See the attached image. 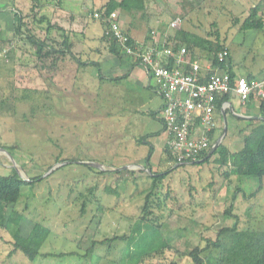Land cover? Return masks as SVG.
Returning <instances> with one entry per match:
<instances>
[{
	"label": "rangeland",
	"instance_id": "374dc122",
	"mask_svg": "<svg viewBox=\"0 0 264 264\" xmlns=\"http://www.w3.org/2000/svg\"><path fill=\"white\" fill-rule=\"evenodd\" d=\"M91 1L94 6L85 10L90 0H0V38L12 39L14 47L13 58L0 61V147L9 153L0 151V174L16 171L29 179L42 175L41 181L24 185L20 199L12 205L26 216L23 234L35 223H44L51 228V234L42 253L78 251L81 255L38 257L34 261L21 251L11 256L12 236L0 229V264H135L140 259L144 260L142 264H169L173 260L176 264H193L191 258H182L175 252L205 246L202 234L218 218L214 228L204 232L214 239L226 217L225 208L234 201V194L237 199L233 213L241 219L239 226L264 229V178L234 176L231 190L227 191L229 184H225L222 192L214 197L223 183L217 163L219 155L214 154L205 164L187 163L176 167L166 160L159 164L160 174L171 171L158 184L160 194L171 191L165 213L170 209L175 212L168 215L162 229L151 220L139 233L137 218L152 178L143 176L140 169L116 172L110 164H114L118 156L129 153L147 154L146 136L161 127V121L151 113V110L155 112L157 99L147 104V92L143 94L142 89L130 81L119 87L99 80L95 83L83 67L76 76L74 66L66 62L60 63L58 72L53 74L41 66L36 47L27 36L30 33L41 40L61 41L62 28L78 29L84 25L73 26L74 14L79 12L85 14L91 24L97 23L91 14L100 9V2L105 0ZM207 4L211 14L203 15L201 20L208 18L207 23H210L222 18L219 22L223 24L226 19L220 11L224 8L228 11L224 1L208 0ZM176 8L175 4L173 10ZM66 10L68 12H64ZM17 11L26 25V32L20 35L15 29ZM43 17H46L44 21ZM49 23L58 27L48 31ZM232 23L222 26L232 28L227 38L235 65L264 80V29L245 31L237 27L236 31ZM72 80L77 82L76 88L84 89L78 82L85 81L88 85L85 92H79V97L72 95L78 93L71 86ZM131 89L138 92L133 93ZM12 93L16 96L14 109L6 111L2 99ZM3 110L6 112L1 115ZM231 117L234 116L230 113L226 141L232 132L234 118ZM222 126L225 127V122L219 123V137L224 130ZM134 135L142 140L135 139ZM233 144L231 149L239 150L243 137L236 134ZM93 162L106 166L108 171H103L106 174L99 173L100 168L90 164ZM236 186L242 191L236 192ZM260 187L257 195L250 196ZM84 202L87 203L85 212L82 211ZM233 221L235 218H231V223ZM114 235L132 236V239L117 240L112 246L98 245L94 254L87 258L82 256L93 240L101 241ZM165 241L172 245L165 253L140 256L145 249L160 248Z\"/></svg>",
	"mask_w": 264,
	"mask_h": 264
},
{
	"label": "trees",
	"instance_id": "16d2710c",
	"mask_svg": "<svg viewBox=\"0 0 264 264\" xmlns=\"http://www.w3.org/2000/svg\"><path fill=\"white\" fill-rule=\"evenodd\" d=\"M204 1L205 0H179L182 12L180 16L177 13H173L174 19L178 17L182 18L191 14L198 7H201ZM146 8L147 0H109L101 9H99V11H103L108 17L117 12H125L133 16L137 13L145 12ZM14 15L17 23H15V29L17 33H19V35L24 34V32H26V25L23 23L24 21L21 13L17 11ZM45 19L46 17H43L41 20L44 21ZM93 19L95 18L93 17ZM236 21L240 24L239 30L246 31L250 29L264 28V0H260V2L256 4V7L252 9L251 15L247 19L241 22L239 17H237ZM103 24L106 26L107 30L108 23ZM57 27L58 25L49 23L48 31ZM181 32L184 34L183 36L185 37V40L180 42L179 37H176L177 41L174 38L173 40L175 44L173 47L175 49L178 50L185 45L189 53L193 47H204V44H207L206 48L210 51L213 57V65L208 73L212 74L219 68H222L228 71L231 77L236 80L237 76H235V74L230 70V67H228L230 65L231 54L227 64L221 63L218 59V53L220 51H222L224 48L229 49L227 44L222 42V35L220 34L221 29L218 21H215L210 25V30L207 32L206 37H202L197 34H189L184 31ZM0 34L2 36L1 30ZM105 35V37L108 38V41L110 42L108 52H117V48H121L119 41L115 38L110 39L107 34ZM27 36L33 46L36 47V56L41 61V66L53 74L58 72L60 63L65 62L67 54H70L71 56L74 55L72 54L70 44H68V39H65L64 41H59L58 39L52 38L41 40L30 33ZM129 38V44L133 46L138 45L131 36H129ZM168 38L171 39V37ZM11 43L12 39L5 40L2 37L0 38V52H5L0 61H2L4 58H13L14 47ZM79 63L83 65L82 67H84L86 64L83 61H80ZM94 63L97 67H99V71H101V62L99 61ZM173 63L174 62L172 60L169 63L171 68L174 65ZM187 69L189 68L187 67ZM247 78L250 81L255 79L253 78V75H250ZM12 90L15 91L14 88ZM230 95L231 93H226L217 97L216 106L218 109L223 107V104L229 100ZM253 97H255L254 94L251 95L249 101H251ZM15 98V94L12 93L10 97H4L2 99V105L6 106V111L14 109L13 100ZM259 99L261 100V109L264 113V96H260ZM6 111L3 110L1 115H3ZM222 128L224 127L222 126ZM218 130V137L216 135L211 136V147L219 138L220 128H218ZM247 130L249 132L244 135L243 146L240 150L231 151L230 148L225 145L224 142H222L214 153L219 155L217 163L223 177V183L221 187L215 191L214 197H217L219 193L222 192L223 188H225V184H229L228 189L226 187L227 191L231 190L232 178L234 176L240 175L258 177L261 179L264 178V120L260 121L255 126H251ZM226 137L227 134L225 135L224 140ZM152 154L153 150L150 149L149 155L147 156V161H150ZM165 155L166 157L163 158V161L166 160L167 162L171 163L170 165H176L178 163L175 156L171 153L168 145L165 147ZM207 155L208 153L199 157L198 160L201 162H194L192 164H205L206 162H209L211 157L207 158ZM185 164L187 163H184L183 165ZM100 172L106 174V172ZM170 172L165 174L157 173L153 175L152 184L144 193L145 203L141 208V215L137 218L139 224L137 230H139V233L142 232V226L144 224H148V222L151 220H153L154 225H156L159 230L162 229L166 223L165 219L168 217V215H171L175 212L173 209H170L168 213H165L167 211V207H169L168 202L171 199L170 189H168L165 193L161 191L160 194L158 188L159 182L163 178L167 177ZM152 174H154V172L151 169L150 175ZM42 179L43 176L40 175L30 178V181H25L16 171L9 175L0 174V229L6 230L12 236L13 249L10 251V255L12 256L18 251H21L31 261L36 260L38 257L62 258L80 255L78 251L42 253L41 249L51 234V228L44 223H35L33 227H31V229L26 232V235L23 234L22 228L26 224V216L22 211L18 210L12 205L17 203L20 199L24 185L41 181ZM261 188L262 187L253 192L250 196L257 195ZM237 191H242V188L240 186H236V192ZM232 197L234 201L231 203V205L225 208L224 214L226 217L223 219V221L221 220L223 223L221 227L218 228L216 237L213 239L210 236L204 235V232L205 230H212L214 228L213 226H215L214 224H217L218 218H215L214 222L208 225V228H206L202 234V239L206 242L205 246L198 245L191 251L183 253L175 252L177 255L182 258H191L193 264H264V229L252 227L241 228L239 226L241 221L240 217L233 213L234 202L237 197L235 194ZM100 206L103 207L102 205ZM86 207L87 203L84 202L82 204L83 212H85ZM231 218H235V221L232 223ZM127 238L132 239V236L114 235L113 237H107L101 241L93 240L90 247L86 250V253L82 256L87 258L88 256L94 254L98 245L107 244L112 246L117 240H124ZM168 247H172L171 242L169 243L165 241V243L161 244L160 248L149 247L148 249L142 251L140 256L151 257L157 255L158 253L163 254ZM143 261V259H140L135 264H142ZM169 264H176V262L173 260Z\"/></svg>",
	"mask_w": 264,
	"mask_h": 264
},
{
	"label": "crops",
	"instance_id": "0c3cea01",
	"mask_svg": "<svg viewBox=\"0 0 264 264\" xmlns=\"http://www.w3.org/2000/svg\"><path fill=\"white\" fill-rule=\"evenodd\" d=\"M98 1V0H97ZM109 0H105L104 2H100L102 5L101 8L108 2ZM208 0H205L201 7H198L194 12L191 14L182 17V22L178 28L172 29L170 24L173 20H175L172 16L173 13L181 14L182 9L179 4V0H147V8L146 11L143 13H137L136 15H130L125 12H117L114 15L116 16V20L119 23L121 29L131 36L134 41L138 44L137 46L141 47L142 50H146L152 46L157 45L161 42V45H169L174 46V38L177 41L176 37H179V41H184L185 37L181 31L197 34L202 37H206L207 32L210 30V25L215 21H221L222 18H217L215 20H210V23H207L208 18L201 20L204 16H210L211 9L207 4ZM212 1V0H211ZM224 6L228 8V11L224 8V11H220L225 22L222 24L219 22V26L221 29L220 34L222 35V42L228 44V33L232 30L231 26L223 28L222 25L233 22L232 24L240 27V24L236 21V18L239 17V20L242 22L247 19L252 12V9L256 7V4L260 2V0H223ZM70 3V2H69ZM74 3V2H71ZM173 3V5H172ZM85 4V2H84ZM177 5L176 10H173V6ZM75 5V4H72ZM76 6V5H75ZM94 6V1L90 0V3L86 4V9ZM153 6H158L157 8H153ZM77 7V6H76ZM160 7V8H159ZM100 8V9H101ZM73 11V10H72ZM99 11V9L95 10ZM174 11V12H173ZM64 12H68L67 10ZM85 14L82 12L74 14V25H78V23L84 24L80 28L81 30L75 29H67L66 27L62 28L63 37L62 41L68 39V44L72 49V57L70 54H67L65 58V62L72 64L73 72H76V76H79V71L82 68V64L80 61L85 62L86 64L83 67V71L86 73H90L93 78V82H97L99 80L103 83H108L112 86L119 87L125 81H130L132 85L137 87L138 89H142L141 91L143 94L147 92L149 101L147 104H151L157 99V102L154 106L155 112L151 113L158 118L161 122V127H158V131L155 130L152 134L146 136L145 142L147 143V154L144 153L142 156H136L133 153H129L126 156H118V158L114 159V164H110L113 167V170L116 172L127 171V170H138L142 172L143 176L152 178L153 175L159 173L160 167L159 164L163 162V158L166 157L165 155V147L167 143V135L165 134L164 122H163V107H164V98L158 91L156 84L149 74L148 70L145 68L143 64H141L140 60H138L134 56L127 55L123 52L122 48H117V52H108L109 50V39L106 38V26L102 23V21H93L97 23L91 24L87 21ZM221 16V15H220ZM219 16V17H220ZM234 19V20H233ZM237 22V23H236ZM209 24V25H207ZM76 27V26H75ZM222 29H227V32H222ZM262 29H254V30H263ZM252 30V29H250ZM156 34L153 35L152 32ZM181 32V33H179ZM178 34V35H177ZM168 37H171L169 39ZM207 44H204V47L196 46L193 47L191 51L186 56V61L183 65L180 66L182 70H186L187 67L189 68V63L198 60L202 63L203 68L202 70L209 71L213 65V57L210 51L206 48ZM183 47H186L185 45ZM230 49V70L235 74L237 77H249L253 75L254 80L256 81H264L260 78H257L254 74H250L246 72L244 69H240L234 63L233 59V52ZM68 52V51H67ZM69 53V52H68ZM78 57V58H77ZM82 57L84 60H82ZM101 62V71H99V67L95 65L94 62ZM211 66V67H210ZM188 70V69H187ZM73 73V74H74ZM73 79V78H71ZM84 89L77 87L76 88V81H71V86H74V91L78 93H73L72 95H77L79 97L81 94L88 89L87 83L84 81L78 82ZM96 85L97 84H93ZM92 85V86H93ZM85 90V91H84ZM133 93L138 92L137 89H131ZM130 90V91H131ZM80 92V93H79ZM71 93H68L70 95ZM132 94V93H131ZM134 95V94H133ZM136 95V94H135ZM141 93L138 96L141 98ZM154 99V100H153ZM227 106L225 108L226 119L228 115L231 113V118H234L232 121V132L230 133V138L226 141L227 137L225 138L224 144L227 145L231 151L232 150L230 145L233 144L235 135L238 134L244 138V135L247 134L249 131L247 130L251 126H255L260 121L264 120V113L261 109V100L258 97H253L251 101L248 103L243 104L239 97L236 94H231L229 100L227 101ZM220 113V122H224V117L222 114V108L219 109ZM228 125V123H227ZM228 128V126H227ZM247 128V129H246ZM246 129V130H245ZM244 130V131H243ZM157 131V132H156ZM219 131V130H218ZM144 134H140L141 137ZM135 139L138 135H134ZM141 141V140H140ZM144 141V140H143ZM137 146V145H136ZM242 148V147H241ZM240 148V149H241ZM150 149L153 150L152 157L150 161H147V156L149 155ZM239 149V150H240ZM161 152V160L158 161V154ZM218 161V159H217ZM96 163V162H94ZM169 163V162H167ZM100 164V163H98ZM171 164V163H169ZM102 165V164H100ZM151 168L154 174L150 175L151 171L148 169H144V167ZM106 166L103 165V168L97 169L99 173L100 171H108L105 168ZM115 167V168H114ZM134 167V168H130ZM147 170V171H146ZM109 171H112L109 169Z\"/></svg>",
	"mask_w": 264,
	"mask_h": 264
},
{
	"label": "built area",
	"instance_id": "2783aa9c",
	"mask_svg": "<svg viewBox=\"0 0 264 264\" xmlns=\"http://www.w3.org/2000/svg\"><path fill=\"white\" fill-rule=\"evenodd\" d=\"M95 20L108 23L106 34L119 41L123 52L134 56L145 66L152 76L156 87L164 98L162 119L167 143L178 163H194L211 150V136L218 134L220 111L216 106L218 96L236 94L243 104L248 103L251 95L264 96V82L250 81L247 77L234 80L228 71L219 68L212 74L202 70L198 60L189 63V69L180 68L186 61V47L175 49L173 46L157 45L146 50L129 44L130 38L125 33L113 14L108 17L103 11H94ZM182 22L178 17L170 26L176 29ZM152 34H156L154 31ZM5 52H0V60ZM230 50L224 48L218 53L221 63L229 62ZM174 65L169 66L170 61ZM211 67V66H210ZM210 71V70H209ZM227 102L223 104L225 109ZM218 137V136H217Z\"/></svg>",
	"mask_w": 264,
	"mask_h": 264
},
{
	"label": "water",
	"instance_id": "95a60500",
	"mask_svg": "<svg viewBox=\"0 0 264 264\" xmlns=\"http://www.w3.org/2000/svg\"><path fill=\"white\" fill-rule=\"evenodd\" d=\"M222 114H223V117H224V122H225V127H224V130H223V133L222 135L217 139V141L213 144L211 150L209 151L208 155H207V158H210L214 155V153L216 152L217 148L220 146V144L222 143L225 135L227 134V119H226V114H225V109H222ZM0 151H3V152H6L5 149L1 148L0 147ZM7 154H9L8 152H6ZM12 158V157H11ZM13 159V158H12ZM195 162H201L200 160L198 161H195ZM90 164H93L95 165L96 167L98 168H103V165H100L98 163H90ZM179 165H176V167H178ZM130 168H134V167H130ZM144 169H148L151 171V169L148 167H144ZM20 177L23 178L24 180H27L29 181L30 179L26 177V175H23L21 172H20Z\"/></svg>",
	"mask_w": 264,
	"mask_h": 264
}]
</instances>
